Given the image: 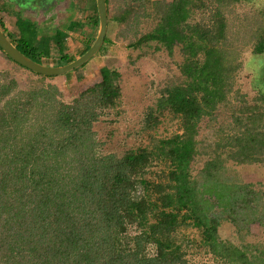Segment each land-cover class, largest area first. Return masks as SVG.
<instances>
[{
  "label": "trees",
  "instance_id": "obj_1",
  "mask_svg": "<svg viewBox=\"0 0 264 264\" xmlns=\"http://www.w3.org/2000/svg\"><path fill=\"white\" fill-rule=\"evenodd\" d=\"M86 1L97 27L95 0ZM128 1L135 7L111 14L106 0L108 24L157 21L128 47L154 43L170 55L178 47L183 60L180 81L159 90L134 131L146 142L120 155L99 153L93 131L100 118L120 115L117 69L101 67L99 82L65 101L56 77L33 73L0 49L12 68L0 72V264H190V248L226 264H264V233L248 242L252 224L264 230V196L229 172V165L264 166V94L246 101L234 88V67L218 48L225 38L219 12L210 26L189 22L202 0ZM15 27L10 34L0 23L32 61L75 60L61 31L38 34L19 17ZM82 27L72 22L67 31ZM109 42L106 36L99 52ZM253 51H264V28ZM165 118L177 131L160 133ZM212 123L219 125L210 130ZM222 220L234 240L220 238Z\"/></svg>",
  "mask_w": 264,
  "mask_h": 264
},
{
  "label": "rangeland",
  "instance_id": "obj_2",
  "mask_svg": "<svg viewBox=\"0 0 264 264\" xmlns=\"http://www.w3.org/2000/svg\"><path fill=\"white\" fill-rule=\"evenodd\" d=\"M66 1V6L68 7L64 9V20L60 19L57 26L53 25V23L47 24V22H44L42 26H37L36 30L38 34H47L46 36H48L53 35L58 30L57 28L64 30L65 24L68 23L69 19L85 20V15L89 11V9H86L89 8L88 1ZM158 1L168 3L172 0ZM128 4L131 7H135L136 5L135 3H130L128 0H112L110 4L111 14L116 13L121 7L123 8ZM202 4H204V7L195 10L189 22L210 26L214 13L219 12L224 17L225 38L218 45V48L222 51L225 62L234 67V88L239 90L238 95H242L246 101L252 100L256 95L262 96L264 89L260 87L264 88V51L262 54H258L253 50L264 28L262 11L264 0H202ZM5 8L9 12L15 13L6 4ZM8 17L10 19L13 18L12 15ZM87 19L90 20L89 17ZM156 22V18L153 17L146 18L138 24L110 22L106 32V36L110 42L105 45V48L98 52L80 73L72 74L69 79L65 78V76L55 79L56 85L62 91L63 99L69 101L82 90L100 81L99 70L101 67L115 68L120 73L122 92L119 107L120 115L115 116L112 114L108 120H105L106 117H102L93 126L95 141L101 144L99 146L100 150H98L99 153H115L120 155L128 148L145 143L146 141L138 138L134 134V131L141 125L146 108L155 102L159 90L167 83L180 81L178 65L182 62L183 57L178 47L174 48L171 55L163 48L156 49L154 43L148 46L143 45V47H140V50L128 47L129 43L153 28ZM97 27L93 31V39H95L98 32ZM61 32L64 36L66 35L65 31ZM71 39V51L66 48L69 54L73 53L77 46H80L77 42L78 36L72 34ZM6 69H12L11 65L0 55V72ZM14 74L16 77H20L21 84L25 83L19 73ZM19 89H21L20 86ZM14 92H17V90ZM14 92L12 93L15 94ZM221 118H223V115L218 121ZM109 120L111 123L106 122ZM168 121V118L164 119V124L160 127L161 134L177 131V124ZM218 125L219 123H212L208 129L214 130ZM207 131L205 128V135ZM229 166L231 175L236 174L242 182L251 183L253 188L260 191L264 196V166L260 164ZM250 229L251 232H254V235L248 238V242L255 243L258 238L257 236L262 235L264 230H260L257 233L258 230L253 224ZM255 232L257 236H255ZM219 236L223 240H234L233 226L227 221H223L219 227ZM187 259L190 264H226L222 261H217L211 255L201 251L193 252L191 248L189 249Z\"/></svg>",
  "mask_w": 264,
  "mask_h": 264
},
{
  "label": "water",
  "instance_id": "obj_3",
  "mask_svg": "<svg viewBox=\"0 0 264 264\" xmlns=\"http://www.w3.org/2000/svg\"><path fill=\"white\" fill-rule=\"evenodd\" d=\"M97 18H98V32L97 35L89 47V49L73 60L72 62L62 65V66H44L38 64L21 52H19L15 46L9 41V39L5 36L2 29L0 28V49L2 52L13 62L19 64L20 66L28 69L29 71L45 76V77H58L63 76L68 73L73 72L74 70L82 67L89 60H91L100 50L101 46L106 37L107 32V6L106 0H95ZM33 9H37L39 5H34V3L30 4Z\"/></svg>",
  "mask_w": 264,
  "mask_h": 264
},
{
  "label": "crops",
  "instance_id": "obj_4",
  "mask_svg": "<svg viewBox=\"0 0 264 264\" xmlns=\"http://www.w3.org/2000/svg\"><path fill=\"white\" fill-rule=\"evenodd\" d=\"M90 3V2H89ZM5 4L9 6V8H12V10L15 12H9L8 9L5 8ZM89 8H86L87 10L89 9V11L87 12L88 14L85 15V20H81L79 21L78 19H69L68 20V23L65 24V29H59L57 28L59 31H65L66 33V47L71 51V45H70V41H72L71 39V35L74 34L76 36H78V43L80 46H77L75 51L73 53L71 52L70 55L78 58L80 56V53L81 51L84 49L85 45L87 44L88 41H94V36H93V31L96 30V27H94L91 23V20L87 19L88 17L89 18H92V8H91V3L89 4ZM61 8V7H60ZM65 7L62 8V10H60V12L58 11V20L63 19L64 17V14H65V11H64ZM63 14V15H62ZM13 16V18H9L8 16ZM7 16V18H6ZM88 16V17H87ZM22 18L23 20H28V21H31L32 23L36 24L37 26H42L43 24V21L44 19L41 18L40 20H38L37 22V19L35 20L34 18H37L36 16L34 15H27V14H22V13H19L18 11V7H13V5L11 3L7 4L4 0H0V23L3 25L4 29L10 33V34H17V31H16V27H15V24L17 22V18ZM9 21V22H8ZM90 21V22H89ZM72 22H80L82 24H84L83 28L81 29H78V30H75L74 32H68L67 31V28H68V25ZM57 24V22H56ZM98 28V27H97ZM79 32V33H78ZM78 34V35H77ZM81 34V35H80ZM84 34V36H82ZM97 35V34H96ZM77 50V51H76ZM77 52V53H76ZM76 55V56H75ZM75 58V59H76ZM91 62V60H89ZM88 61V62H89ZM87 62V63H88ZM64 76V75H63ZM60 77V76H58ZM56 77V78H58Z\"/></svg>",
  "mask_w": 264,
  "mask_h": 264
},
{
  "label": "flooded vegetation",
  "instance_id": "obj_5",
  "mask_svg": "<svg viewBox=\"0 0 264 264\" xmlns=\"http://www.w3.org/2000/svg\"><path fill=\"white\" fill-rule=\"evenodd\" d=\"M7 4L11 3L13 7H18L19 13L27 14V15H34L40 20L41 18L44 19V22L53 23L56 25V22L59 23L60 21L57 19L58 11L62 10L63 7L67 5L66 0H4ZM34 3V5H39L37 9H33L30 4ZM61 7V8H60ZM68 6L65 7L67 9Z\"/></svg>",
  "mask_w": 264,
  "mask_h": 264
},
{
  "label": "clouds",
  "instance_id": "obj_6",
  "mask_svg": "<svg viewBox=\"0 0 264 264\" xmlns=\"http://www.w3.org/2000/svg\"><path fill=\"white\" fill-rule=\"evenodd\" d=\"M97 12V11H96ZM98 19V18H97ZM98 26V25H97ZM107 26H108V24H107ZM3 31V30H2Z\"/></svg>",
  "mask_w": 264,
  "mask_h": 264
}]
</instances>
